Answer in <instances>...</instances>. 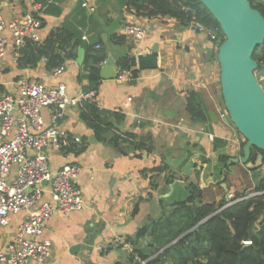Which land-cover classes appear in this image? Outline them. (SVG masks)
I'll list each match as a JSON object with an SVG mask.
<instances>
[{"label": "crops", "instance_id": "1", "mask_svg": "<svg viewBox=\"0 0 264 264\" xmlns=\"http://www.w3.org/2000/svg\"><path fill=\"white\" fill-rule=\"evenodd\" d=\"M33 1L0 0L1 12L6 19L20 17L30 11ZM36 1L43 5L38 13L40 41L53 28L60 27L86 44L100 42L107 53L105 60L111 57L115 69L120 56L129 54L135 58L130 70L132 75V70L138 69L136 76L128 81L116 76L101 78L94 101L100 109L124 113L122 130L139 135L150 132L152 136L149 149L137 152L138 155L122 154L109 142L94 141L91 130L78 117L82 85L87 80L77 81L78 75L85 73L77 56L67 60L63 72L54 76L53 68L48 70L42 59L33 67L19 68L17 58L14 60L9 50L0 66V82L11 88L14 79L24 76L47 85L64 83L67 95L76 102L68 107L60 125L71 135L88 139L87 148L78 155L49 152L53 171L71 162L81 165L77 182L84 206L68 215L54 213L48 220L45 236L51 240L52 252L43 264H129L132 246L125 239L157 218L164 206L184 199L187 182L201 186L204 202H217L223 196L228 199L238 191L251 189L264 176V162L255 170H249L252 164L232 163L226 180L221 174L219 156L239 157L245 139L228 117L221 116L225 108L220 100L215 46L203 33L180 25L174 18L136 16L117 0ZM128 23L144 25V38L135 40L126 35L124 28ZM119 35L124 39L111 41L112 36ZM154 44L158 46L157 67L139 69L137 55L149 52ZM188 90L198 92L207 116L205 121L193 122L186 111ZM259 162L260 158L256 165ZM187 164L190 167L185 172ZM161 165L168 170L147 171L144 175L143 169ZM168 171L176 176L170 184L166 183ZM154 182L156 188L152 189ZM43 199H49L48 192ZM73 245H79L75 253L70 252Z\"/></svg>", "mask_w": 264, "mask_h": 264}, {"label": "trees", "instance_id": "2", "mask_svg": "<svg viewBox=\"0 0 264 264\" xmlns=\"http://www.w3.org/2000/svg\"><path fill=\"white\" fill-rule=\"evenodd\" d=\"M249 1L251 6L264 16V1ZM117 2L125 9L133 11L136 16L170 17L185 27H193L197 23L205 27H217V35L210 38L215 46L213 56L217 60V47L224 40V35L217 21L199 0H117ZM123 39V35L111 37V41ZM97 44L101 43L86 44L75 34L66 33L63 28L56 27L42 41L26 39L19 50L17 66L33 67L44 57L46 68L51 70L60 65L64 66L67 60L74 59L78 50L83 47L82 68L85 73L79 74L77 81L81 83L87 80V84L82 85L83 93L92 90L97 92L101 82V65L107 56L101 45L100 48H96ZM253 59L257 63L256 77L264 86L262 80L264 42L254 50ZM116 64L120 69H130L135 66V58L125 54L117 59ZM137 71L138 69L132 70L133 77ZM220 100L223 104L221 94ZM186 111L193 122H203L207 118L199 94L195 90L187 91ZM78 117L91 130L94 141L109 142L122 154L138 155L137 152L149 149L152 142L150 132L139 135L133 131L122 130L120 126L125 119L124 113L121 110L100 109L94 99L79 101ZM87 144L88 139L85 136H81L79 142L69 138L65 145L62 143L59 151L78 155L87 148ZM258 158L260 162L256 165ZM229 159L230 157L225 154L219 156L218 163L222 171L224 170L221 174L225 175V180L232 166V163L230 166L227 165ZM263 162L264 151L252 147L249 159L244 164H252L249 170H255ZM166 170L168 167L161 165L149 170L143 169V173L144 175L147 171L161 173ZM175 178V174L168 171L166 183H172ZM151 187L156 188V183H151ZM185 187L187 196L184 199L164 206L157 218L151 219L141 226L135 235L125 239L132 246L128 254L129 264H264V176L260 177L251 189L238 191L231 199L223 196L217 202H204L202 190L193 181L187 182ZM230 201L232 203L228 204ZM141 240L143 243L139 242ZM245 240H250L251 244L245 245L243 243ZM104 253L103 251L102 254Z\"/></svg>", "mask_w": 264, "mask_h": 264}, {"label": "built area", "instance_id": "3", "mask_svg": "<svg viewBox=\"0 0 264 264\" xmlns=\"http://www.w3.org/2000/svg\"><path fill=\"white\" fill-rule=\"evenodd\" d=\"M1 7L0 3V66L9 50L14 60L19 56L26 39L40 41L38 13L43 5L34 0L30 11L11 19L3 16ZM193 28L209 39L218 33L217 27L198 23ZM124 33L141 40L146 27L128 23ZM42 60L46 61L44 57ZM63 70L64 66L60 65L51 72L58 76ZM116 78L130 80L131 70H118ZM11 85L7 88L0 82V264H43L52 252L51 240L45 236L48 220L54 213L68 215L84 206L83 192L77 182L81 165L71 162L53 171L49 164L51 150H59L69 138L80 141L79 135H71L60 125L76 99L67 95L62 82L47 85L22 76ZM95 94L92 90L79 99L92 100ZM221 116L228 117L226 110ZM46 192L49 199H43ZM243 243L249 245L251 241Z\"/></svg>", "mask_w": 264, "mask_h": 264}, {"label": "water", "instance_id": "4", "mask_svg": "<svg viewBox=\"0 0 264 264\" xmlns=\"http://www.w3.org/2000/svg\"><path fill=\"white\" fill-rule=\"evenodd\" d=\"M219 24L224 40L217 47L219 85L224 108L234 128L244 137L242 155L230 158L231 163H246L251 148L264 151V88L255 75L257 63L254 50L264 42V16L253 8L249 0H199ZM158 46L154 44L147 53L137 55L139 69L157 67ZM77 62L83 63V49L77 53ZM111 57L105 60L100 76H116ZM187 164L184 171L187 172ZM79 245H73L75 253Z\"/></svg>", "mask_w": 264, "mask_h": 264}, {"label": "rangeland", "instance_id": "5", "mask_svg": "<svg viewBox=\"0 0 264 264\" xmlns=\"http://www.w3.org/2000/svg\"><path fill=\"white\" fill-rule=\"evenodd\" d=\"M131 12H133V11H131ZM7 75L9 76V74H7ZM255 75H256V74H255ZM6 79H7V78H6ZM6 79H5V81H7ZM5 83H6V82H5ZM238 181H239V178L237 177V182H238ZM200 189H201V186H200Z\"/></svg>", "mask_w": 264, "mask_h": 264}]
</instances>
